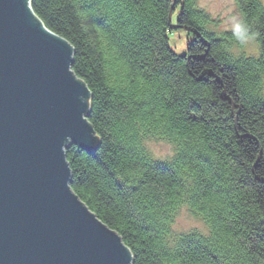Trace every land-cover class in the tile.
<instances>
[{"label": "trees", "instance_id": "16d2710c", "mask_svg": "<svg viewBox=\"0 0 264 264\" xmlns=\"http://www.w3.org/2000/svg\"><path fill=\"white\" fill-rule=\"evenodd\" d=\"M235 2L246 30L219 35L197 0L178 2V29L172 0L31 1L91 92L101 146L66 149L71 189L134 264H264V5ZM179 30L192 35L184 56L170 43ZM247 36L259 56L235 57ZM152 141L174 145L170 162L152 157ZM181 203L208 236L174 237Z\"/></svg>", "mask_w": 264, "mask_h": 264}, {"label": "water", "instance_id": "95a60500", "mask_svg": "<svg viewBox=\"0 0 264 264\" xmlns=\"http://www.w3.org/2000/svg\"><path fill=\"white\" fill-rule=\"evenodd\" d=\"M73 57L31 0H0V264L133 262L70 187L66 148L100 147Z\"/></svg>", "mask_w": 264, "mask_h": 264}, {"label": "rangeland", "instance_id": "374dc122", "mask_svg": "<svg viewBox=\"0 0 264 264\" xmlns=\"http://www.w3.org/2000/svg\"><path fill=\"white\" fill-rule=\"evenodd\" d=\"M179 1L180 0H172L174 10L172 11V19L170 24L175 26H178V17L182 9V7L179 6L180 4L178 5ZM260 1L264 5V0ZM197 4L199 8L210 14L214 20V24L211 26V31L221 35L222 33L228 31L237 32L246 30L234 0H197ZM175 29H178V27ZM191 39L192 35L188 31L179 30L172 33L170 37L171 47L179 56H184L186 55ZM259 51V44L253 38L248 36L246 39H244L242 44L237 43L232 47V52L237 58L241 56H259ZM262 77L263 79H261V82L264 84V76ZM147 149L149 150L152 157L159 162H170L175 156V147L166 141L148 142ZM180 205L182 206L177 211L176 219L173 224L174 232L177 234H186L187 232L189 233L197 231L200 234L208 236L210 234L209 227L205 224V222L202 221V219L194 216L192 212H190L189 203H181Z\"/></svg>", "mask_w": 264, "mask_h": 264}, {"label": "bare ground", "instance_id": "6f19581e", "mask_svg": "<svg viewBox=\"0 0 264 264\" xmlns=\"http://www.w3.org/2000/svg\"><path fill=\"white\" fill-rule=\"evenodd\" d=\"M32 1V0H31ZM235 1V0H234ZM235 5H236V2H235ZM39 18V17H38ZM40 19V18H39ZM41 20V19H40ZM42 21V20H41ZM45 25V24H44ZM47 28V27H46ZM48 29V28H47ZM49 30V29H48ZM50 31V30H49ZM50 32H52V31H50ZM53 33V32H52ZM238 33V32H237ZM177 54V53H176ZM178 55V54H177ZM187 55V54H186ZM73 72V71H72ZM92 98V97H91ZM91 102V101H90ZM90 111H91V108H90ZM89 115H90V113H89ZM89 122V121H88ZM100 146H101V141H100ZM174 146V145H173ZM68 148V147H67ZM66 148V149H67ZM99 148H96L94 151H96V150H98ZM93 151V152H94ZM71 185H72V182H70V187H71ZM81 201V200H80ZM82 202V201H81ZM83 203V202H82ZM84 205H85V203H83ZM86 206V205H85ZM182 205H179V208L178 209H180V207H181ZM86 208H88L87 206H86ZM88 210L91 212V210L88 208ZM190 212H192V208L190 207ZM192 214L195 216V214L192 212ZM95 215V214H94ZM95 217H96V215H95ZM97 219H98V217H96ZM175 219H176V216L173 218V219H171V223H170V225H169V228H170V231L172 232V233H174V237H178L179 235H182V236H184L185 235V233H181V234H177L176 232H174V230H173V224H174V222H175ZM99 220V219H98ZM100 221V220H99ZM101 222V221H100ZM204 222V221H203ZM104 224V223H103ZM207 225V224H206ZM107 226V225H106ZM109 228V227H108ZM111 229V228H110ZM111 230H113V229H111ZM113 231H115V230H113ZM116 233H118L117 231H115ZM195 232H197V231H195ZM192 233H194V232H187L186 234H188V235H190V234H192ZM119 234V233H118ZM119 236H121L120 234H119ZM174 237L172 236L171 238L172 239H174ZM122 241H123V243H124V245L129 249V247L125 244V242H124V240H123V238H122ZM131 251V250H130ZM131 264H134V258H133V262L131 263Z\"/></svg>", "mask_w": 264, "mask_h": 264}]
</instances>
